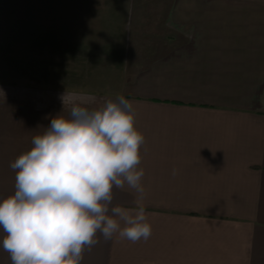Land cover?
I'll use <instances>...</instances> for the list:
<instances>
[{
  "label": "crops",
  "instance_id": "obj_1",
  "mask_svg": "<svg viewBox=\"0 0 264 264\" xmlns=\"http://www.w3.org/2000/svg\"><path fill=\"white\" fill-rule=\"evenodd\" d=\"M65 92L123 95L144 135L152 234L98 233L81 264H264V0H0V201L33 137L71 118Z\"/></svg>",
  "mask_w": 264,
  "mask_h": 264
},
{
  "label": "clouds",
  "instance_id": "obj_2",
  "mask_svg": "<svg viewBox=\"0 0 264 264\" xmlns=\"http://www.w3.org/2000/svg\"><path fill=\"white\" fill-rule=\"evenodd\" d=\"M61 100L71 104V118H52L10 164L15 192L0 201V228L12 264H81L98 233L132 243L152 234L138 168L144 135L132 102L116 94L89 108L66 92ZM125 184L136 193L135 209L112 204L113 188Z\"/></svg>",
  "mask_w": 264,
  "mask_h": 264
},
{
  "label": "rangeland",
  "instance_id": "obj_3",
  "mask_svg": "<svg viewBox=\"0 0 264 264\" xmlns=\"http://www.w3.org/2000/svg\"><path fill=\"white\" fill-rule=\"evenodd\" d=\"M14 51H15V54H16V56L15 57H13L14 58V60H15V63L17 62V65H16V70H20L21 71V64H18V63H20L21 62V58H22V56H21V51H22V49L21 48H15L14 49ZM68 66L69 65H64V68H68ZM65 70V69H64ZM20 76H21V72H20ZM81 81V80H80ZM66 82L67 83H69L70 81L68 80V81H64V84H66ZM86 82H90V81H84V83H86ZM95 83V82H94ZM96 84V83H95ZM83 86L84 87H86V85L85 84H83ZM96 85H94V87H95ZM87 87H90V86H87ZM0 250H2V252H5V250L3 249V247H2V239L0 238ZM4 260V261H3ZM2 262H6L5 261V259H2L1 260Z\"/></svg>",
  "mask_w": 264,
  "mask_h": 264
}]
</instances>
